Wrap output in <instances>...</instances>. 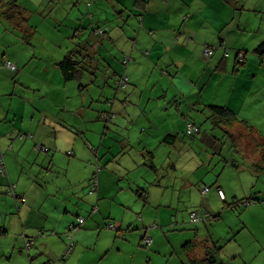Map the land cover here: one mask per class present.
<instances>
[{
	"label": "crops",
	"instance_id": "obj_1",
	"mask_svg": "<svg viewBox=\"0 0 264 264\" xmlns=\"http://www.w3.org/2000/svg\"><path fill=\"white\" fill-rule=\"evenodd\" d=\"M10 1L0 0V15ZM16 1L28 13L29 0ZM45 9L57 11L54 30L66 40L41 52L30 42L25 57L9 50L2 59L7 80L26 88L0 92V264H188L203 257L214 239L186 220L191 211L217 203L224 210L219 188L233 202L244 198L227 173L247 165L253 177L257 167L264 173V58L255 52L264 40V0H47ZM106 26L105 35L96 33ZM207 46L215 47L212 56ZM69 54L81 74L66 81L59 62ZM12 59L21 68L11 76ZM210 104L230 107L238 120H219L222 136L212 130L209 140L205 120L196 118L213 120ZM105 113H115L114 122ZM190 121L197 134L186 131ZM191 160L208 169H189ZM213 162L221 166L217 177ZM208 184H217L214 193ZM79 217L85 222L77 228ZM247 227L240 224L237 235Z\"/></svg>",
	"mask_w": 264,
	"mask_h": 264
},
{
	"label": "rangeland",
	"instance_id": "obj_2",
	"mask_svg": "<svg viewBox=\"0 0 264 264\" xmlns=\"http://www.w3.org/2000/svg\"><path fill=\"white\" fill-rule=\"evenodd\" d=\"M47 0H29L27 2L28 7V13L26 10V14L23 13V16L21 18H18L19 14H12L15 15V18L10 16L8 13H3L0 15V92L8 93L7 90L12 89L13 91L20 90L22 88H26L24 81L16 78V79H10L7 80V77L3 74L2 70V59H7V56L4 55L5 52L14 50L17 55L16 57H25V48L27 45L31 43L36 44L39 49L38 52L42 51V46L47 45V43H55V42H61L65 41L66 37L61 34V32H56L54 29H57L59 27L58 25V19L56 16L57 11H50L45 9V2ZM86 6V5H85ZM41 8H43L44 13L41 12ZM87 9V7H86ZM87 18V17H85ZM47 24L51 27H47ZM28 25L34 26V31L30 32ZM47 27V28H46ZM48 29L49 32L46 31ZM58 39V40H57ZM13 55V54H12ZM12 58V56H9ZM14 62H12L15 67L10 69L14 70L13 73H11V76L14 74H17L19 68L18 65L15 63V59H12ZM123 64H127L123 61ZM129 82V79H128ZM123 88H125L123 86ZM115 113H111V122H114L115 119ZM204 117L208 116L207 113L203 114ZM192 117H195V114L193 113ZM198 121L202 122L205 120L206 126L204 127L203 131V137L210 140V135L213 130V134L217 133L218 135L222 134L221 129L216 131V125L212 126L213 120L207 119H201L196 118ZM201 119V120H200ZM139 120V119H138ZM211 121V122H210ZM215 126V127H214ZM212 128V129H211ZM187 131V127H186ZM222 136V135H220ZM213 142L209 143V147H211L210 151H216L212 146ZM49 148V147H48ZM105 151V149H104ZM225 152L223 154H218L217 156L222 159L224 157ZM103 157V156H102ZM103 159V158H102ZM101 159V160H102ZM102 163H105L104 159L102 160ZM154 163L153 160L150 159L149 164ZM157 167L160 172H163L165 170V167L162 165L161 162H157ZM104 165V164H103ZM189 169H196L203 170L208 169V167L202 168L200 165L198 166L197 161L194 162V160H191L189 166H187ZM218 167V170L216 171V168ZM219 163L213 162L209 171L215 174L217 177L218 172L220 171ZM152 168V167H151ZM225 168V167H224ZM100 170V166L97 167V171ZM216 172H213V171ZM261 170L257 167V173L254 176V172L252 171L251 167L249 165L246 166L245 171H241L239 173H235L232 175V173H227V179L228 181H232L237 186L241 187V189L238 188V194L242 195L244 197H250L251 195L253 197H258L260 201H255L254 203L245 205H239L237 207H234L233 205H230L234 200L228 199L225 200L224 203V210L221 208V211H219L215 207H220V203H217L215 207L211 208L210 211L213 213L212 215L216 216L217 214H220V216L216 217L212 221H201L200 226L203 229V232H207L209 237H212L213 239L217 240L219 239L220 245L223 246L221 249V257L223 260V264H251L253 261V264H261L264 261V173H259ZM223 171H221L220 175H222ZM166 177V176H165ZM225 178V176H224ZM223 178V179H224ZM166 179V178H165ZM151 181V180H149ZM253 183H256V187H248L250 189H256L250 192H245L247 189V185L251 186ZM209 186H212L211 192L214 193L217 184H208ZM144 189V188H143ZM258 189H261L262 192H258ZM224 190V189H223ZM225 191V190H224ZM226 192V191H225ZM247 193V194H245ZM253 193V194H252ZM239 199H242L241 197H238ZM209 199H212V196L209 195ZM219 202L218 200H216ZM215 202V200H212V204ZM261 203V204H256ZM258 205V206H257ZM151 208H154L153 206H150ZM139 210L136 211L138 213ZM209 211V212H210ZM187 216L189 213V210L185 211ZM187 221L188 218H186ZM189 225H192L193 223ZM240 224L245 225L247 224L248 227L242 231L240 234L237 235V227L240 226ZM182 225L175 224L172 228L176 230H181ZM174 231V230H173ZM236 234V235H235ZM235 235L233 239L230 240ZM217 237V238H216ZM237 237V238H236ZM236 246V247H235ZM225 252H227L226 259L224 257ZM242 252V254H241ZM262 260V262H261ZM246 261V262H245ZM257 262V263H256Z\"/></svg>",
	"mask_w": 264,
	"mask_h": 264
},
{
	"label": "trees",
	"instance_id": "obj_3",
	"mask_svg": "<svg viewBox=\"0 0 264 264\" xmlns=\"http://www.w3.org/2000/svg\"><path fill=\"white\" fill-rule=\"evenodd\" d=\"M10 3H11L10 5L11 7L7 13L10 14V16L11 14H14V13L19 14L18 18H21V16H23V13L17 1L11 0ZM12 17L15 18V16H12ZM255 52H257L259 56L264 58V40L257 46V48L255 49ZM59 66L61 68V71L66 81L73 80L75 78L80 77V74H81L80 61L78 59H73L70 54L65 56L59 62ZM209 108L212 110L211 117L213 118V121L216 125L219 124V120H222L223 122H226V123L228 122L231 123L233 121L238 120V115L236 114V112L228 106L219 105V104H210ZM3 173L6 174V172H3ZM223 200H226V199H223ZM255 201H259V198L251 196L249 198L244 197L240 201L236 200V202L243 203L239 205H245V206H247L248 204L254 203ZM230 205H234V202L230 203ZM218 216L220 215L217 214L216 216H213L211 219H208L205 222L212 221ZM143 242L145 243L144 238H143ZM218 243H219V240L214 239L213 245L211 244L210 246H208L206 253L203 257L193 256L189 259L188 264H223V260L221 257V249L223 248V246L219 245Z\"/></svg>",
	"mask_w": 264,
	"mask_h": 264
},
{
	"label": "built area",
	"instance_id": "obj_4",
	"mask_svg": "<svg viewBox=\"0 0 264 264\" xmlns=\"http://www.w3.org/2000/svg\"><path fill=\"white\" fill-rule=\"evenodd\" d=\"M107 31H108V26L103 27V28H99L96 33L99 34V35H103V34L105 35V33ZM214 51H215V47H213V46H207L205 48L204 53L207 56H212L214 54ZM227 53L228 52H226V54ZM237 56H238V60L240 62H243L244 59H245V51L244 50H239L238 53H237ZM130 59L131 58L129 56H127V57L124 58V62L127 63V62H129ZM6 64L9 67H11V68H14L15 67V65L10 60L6 61ZM128 79H129L128 76L123 75V77L120 79L119 85L120 86H124V87L127 86ZM103 115H104V118L105 119L110 120L111 113L110 114L109 113H105ZM199 131H200V127L197 124H195L192 121L188 122V124H187V132L189 134H191V135L192 134H197V132H199ZM22 136L23 135L21 134V137ZM41 148L44 151H48L49 150V148L47 146H41ZM69 154H72V151H70ZM0 167H1L2 171L5 172V164H4V161H1L0 162ZM97 187H98V179L96 177L95 180H94V182H93V190L97 189ZM14 190H15V184H13V185L11 184L9 186V191L10 192H13ZM93 190H91V192H93ZM209 190H210V187L209 186H205L203 188V193H206ZM218 193H219V195H220V197L222 199H226V193H225V191L222 188H219L218 189ZM239 204H243V203L234 202V205L233 206L236 207V206H239ZM212 217L213 216H212L211 213H209V212H207L205 210H201V209L193 210L190 213V219H191L192 222L207 221L208 219H211ZM84 222H85V217H79L77 228L78 227H81L84 224ZM108 227L116 228L117 226H116L115 223H110V224H108ZM77 228L75 227V231L77 230ZM144 241H145V243L147 245H150L153 242V238H152V236L145 235L144 236ZM31 243H32L31 241H28L27 242V245L30 246ZM71 249H72V242L68 245L67 250H66L67 252H65V254L69 253Z\"/></svg>",
	"mask_w": 264,
	"mask_h": 264
}]
</instances>
